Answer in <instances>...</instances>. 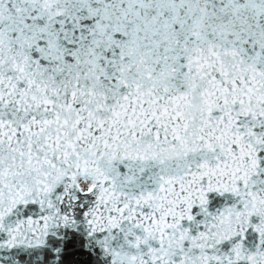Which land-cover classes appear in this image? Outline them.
I'll return each instance as SVG.
<instances>
[{
	"label": "snow or ice",
	"instance_id": "obj_1",
	"mask_svg": "<svg viewBox=\"0 0 264 264\" xmlns=\"http://www.w3.org/2000/svg\"><path fill=\"white\" fill-rule=\"evenodd\" d=\"M0 264H264V0H0Z\"/></svg>",
	"mask_w": 264,
	"mask_h": 264
}]
</instances>
